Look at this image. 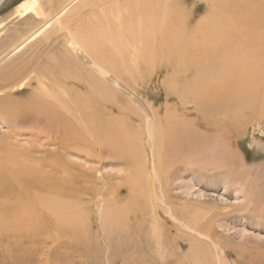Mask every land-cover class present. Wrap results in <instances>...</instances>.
I'll use <instances>...</instances> for the list:
<instances>
[{
  "label": "bare ground",
  "instance_id": "obj_1",
  "mask_svg": "<svg viewBox=\"0 0 264 264\" xmlns=\"http://www.w3.org/2000/svg\"><path fill=\"white\" fill-rule=\"evenodd\" d=\"M197 1L210 13L193 29L181 0H53L47 12L33 0L16 12L13 27L0 30V71L14 80L0 89V121L8 126L0 134V209L10 213L7 220L0 217V233L16 227L30 236L45 234L50 218L54 238L75 240L85 208L112 205L99 218L110 256L120 252L125 264L131 253L137 254L135 264L167 259L162 248L168 222L227 255L211 229L197 228L198 215L186 218L173 210L164 167L182 158L234 166L237 156L229 146L237 124H246L245 115L264 120V0ZM153 71H171L176 82L192 78L180 88L166 78L162 86L165 99L177 96L184 112L193 105L198 123L168 106L159 117L143 101L131 82L141 87ZM29 88L26 99H11ZM23 124L31 132L16 130ZM24 135L28 149L16 138ZM69 157L102 167L121 164L129 173L109 188L101 167L84 168ZM78 178L93 182L86 202L85 189L73 188ZM145 237L156 248L153 254L142 249ZM191 245L195 256L197 246Z\"/></svg>",
  "mask_w": 264,
  "mask_h": 264
},
{
  "label": "rangeland",
  "instance_id": "obj_2",
  "mask_svg": "<svg viewBox=\"0 0 264 264\" xmlns=\"http://www.w3.org/2000/svg\"><path fill=\"white\" fill-rule=\"evenodd\" d=\"M31 1L33 0H0V30H3L4 26H8V28L13 27L12 22L14 23L19 19L16 12H23L24 7L29 5ZM50 1L53 0H39L38 4L44 6L45 12H47L50 7L47 3L50 4ZM205 1L208 2L209 0ZM181 2L185 5L184 10L190 17V28H195L198 23L205 18L207 19L210 12L205 2L198 3L197 0H181ZM195 5L197 6L196 12H194ZM32 6H30L27 12L32 11ZM222 11L225 14L227 13L226 9H222ZM224 25L226 23H220L218 28H224ZM54 38L53 35L51 41ZM32 54L30 51L29 58ZM25 56L21 57V59H24ZM175 66L176 62L173 64V67ZM3 75L4 72L0 71V82L2 83H0V89L4 88V86L8 87L6 86L7 84L10 86L14 81ZM151 75L147 81H144L145 84L141 87L137 88L135 83L131 82L132 86L138 90V93L141 92L139 95L143 101L152 106L155 111L159 110V117L164 115V108L168 106L169 111H173L178 117L182 118L183 116L188 121L195 118L194 121L197 122L198 119L194 115L193 105H188L184 112L179 104L181 101H179L180 99L177 96H171L169 100L165 99L166 94L162 86L166 78H170L168 79L171 82L170 85L179 86V88L185 82H188L189 79L192 80V78L188 76L186 79H183L185 82L182 80L176 82L173 77L169 76L171 75V71H153ZM24 90L26 91L16 94L11 99L16 101L26 99L25 93L27 90L29 92L31 90L30 88ZM244 120H246V124H237L239 131L236 132V136L232 138L233 141L231 146H229L230 150L234 151L237 156L235 165L229 166L231 169L224 166L223 160H216L214 158L189 159L187 160L189 163L182 158L173 162L174 165L169 166L167 170L164 167V176L168 178L170 184L169 196L173 210L183 212L186 214V218L198 215L197 228H200L203 233L211 229L215 243L220 248V251L224 249L228 250L227 255H219V252L214 251L206 240L200 239L198 236H196V239L194 234L185 233L184 230V232L179 229L177 230L171 224L169 225L168 222L164 226L166 229L163 228L164 247L162 248V251H166L163 254H165L167 259L160 260L158 258L159 261H157L158 259L153 258L155 260H153L154 264H264V120H260L259 118L252 119L249 115H245ZM259 122L261 123L260 126H258ZM29 126L30 124L18 125L16 130H19L21 134H27L24 131L31 132L30 129L32 127ZM195 127L199 131H204V133L208 132L204 130V125L196 124ZM7 131V124L0 121V134H4ZM27 136L16 137L19 146L23 147V149L29 148V143L25 140ZM146 147L148 148L147 145ZM136 158H138V155ZM147 158L150 159L149 156ZM68 159L76 164H83L84 168L101 167L99 173L110 177L107 184L109 188H112L113 185H121L122 182L117 179L118 176H126L129 173L127 167L122 168L123 165L121 164L110 165L106 163L102 167L93 162L84 164L82 160L74 157H69ZM184 166H186V170L182 169ZM210 167L211 169H209ZM79 171L77 169V171L73 172V175H79ZM224 171L226 174H224ZM78 180L76 181L75 179L73 188L78 190L76 187L80 185L81 188L85 189V193L81 196H84L83 200L86 202L88 200L87 192L89 184L93 182L84 179L85 182L82 183L81 179L78 178ZM124 195L126 196L125 189L120 194L121 198H124ZM155 197L157 199L160 197L158 189L156 190ZM109 199H113L111 195L107 198V200ZM104 208L106 210H109L108 208L115 209L112 205H109V207L108 205H101V207H93L91 209L85 208L80 213L79 218L82 222L81 233L75 240L62 236H60V239L54 238L55 231L51 229L52 223L50 222L52 220H50L49 216L47 217L49 218V222L46 227L48 231L50 230L47 232L48 234L41 232V235L30 236L22 228L20 230L16 227H14L15 229L11 228L12 232L10 234L0 233V264H125L126 261L124 262V258L120 252H117L114 258L109 254L110 251L106 244L105 232L99 218L100 213V215H103L106 212ZM9 214L8 210L0 209V217L4 218V220L8 219ZM160 215V220L163 221L166 216L163 213H160ZM145 225L147 227L151 226L149 223ZM161 229L162 227L158 228L156 233L159 234ZM53 238L57 239L58 243L56 241L53 242ZM146 239L145 237L141 241L142 249L144 250L145 248L147 253L152 252L153 254L156 248L153 244L149 245L148 242H144ZM190 242L197 246L195 247V256L191 254ZM150 249L153 250L149 252ZM136 257L137 254L131 253L129 259H127L129 260L128 264H135L134 260ZM151 259L149 262L152 264Z\"/></svg>",
  "mask_w": 264,
  "mask_h": 264
}]
</instances>
